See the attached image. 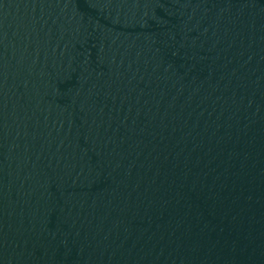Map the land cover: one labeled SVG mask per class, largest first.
Here are the masks:
<instances>
[{
	"label": "water",
	"instance_id": "water-1",
	"mask_svg": "<svg viewBox=\"0 0 264 264\" xmlns=\"http://www.w3.org/2000/svg\"><path fill=\"white\" fill-rule=\"evenodd\" d=\"M0 264H264V0H0Z\"/></svg>",
	"mask_w": 264,
	"mask_h": 264
}]
</instances>
